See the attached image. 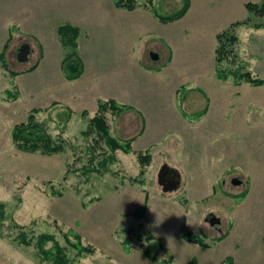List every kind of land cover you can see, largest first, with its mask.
<instances>
[{"label":"rangeland","instance_id":"rangeland-1","mask_svg":"<svg viewBox=\"0 0 264 264\" xmlns=\"http://www.w3.org/2000/svg\"><path fill=\"white\" fill-rule=\"evenodd\" d=\"M247 2L262 0H190L182 18L156 20L154 29L149 25L134 38L133 54L122 57L108 52L110 38L104 34L99 38L103 54L87 63L86 76L81 79L83 72L74 80L66 78L63 60H39L43 45L31 35L0 28V264H54L38 249L43 233L54 235L73 264H264V84L237 83L233 75L220 79L215 62L216 34L249 19L235 28L236 64L264 79V17L251 12ZM153 3L168 15L184 0ZM23 43H30L32 52L21 61ZM153 51L158 59L151 57ZM170 53L169 70L139 69L140 61L160 67ZM109 98L131 106L120 115L108 112L107 118L114 136L124 141L136 136L132 150L118 149L109 169L85 174L93 152L97 165L108 146L99 147L93 133L82 131L98 101ZM31 115L64 145L63 151L17 145L15 126ZM138 151L152 155L143 173ZM164 163L180 171L179 189L164 191L159 184ZM235 177L242 182L233 183ZM139 207H145L142 217L133 214ZM209 214L221 223L211 224ZM184 224L210 245L183 239ZM130 228L142 236H134L129 248L123 241ZM21 232L30 243L22 241ZM75 232L83 244L95 247L94 253L79 252ZM149 235L151 240L144 239ZM53 246L52 239L45 244Z\"/></svg>","mask_w":264,"mask_h":264},{"label":"trees","instance_id":"trees-1","mask_svg":"<svg viewBox=\"0 0 264 264\" xmlns=\"http://www.w3.org/2000/svg\"><path fill=\"white\" fill-rule=\"evenodd\" d=\"M190 0H184L183 7L174 12L173 14H163L160 13L153 5V0H148L147 2H140V0H115V3L118 7L125 9L133 10L137 7L150 8L156 17L164 23H168L174 20L180 19L187 12L189 8ZM246 7L258 16L264 17V0L261 3L247 2ZM250 20H243L233 22L230 27L224 29L216 34V48H215V62H216V75L218 78L226 80L230 75H233L236 78V82L240 83L242 81H248L252 85L260 86L264 84V79L259 77H254L250 71L244 70V65L236 64L238 61V55L236 53L235 46L239 42V37L235 31V28L242 23H249ZM261 26V25H258ZM81 30L79 27L70 24L64 23L61 24L58 28V34L61 41V44L66 49L71 48V51H66L63 58V70L66 75V78L74 80L79 78L84 72L83 60L78 51V38L80 36ZM8 46V42L5 47ZM4 47V48H5ZM235 63L236 67L228 68L226 64ZM37 65V64H36ZM130 109L131 106L126 104H120L114 98L109 99H100L98 101V110L93 117L89 120V125L86 130L82 131L83 135L89 136L94 134L95 143L101 147L104 142L108 149H104L101 153H105L99 163L95 165L93 162L97 158L96 152H93L90 161V166H85V174L93 171L101 172V168L109 169L110 163L116 159V151L121 149L125 152H130L132 150V142L136 136L126 139L125 141L122 138L116 137L111 132V126L108 122L107 113L110 112L115 115H120L125 109ZM207 110V107L204 108V111ZM199 113L197 118L200 117ZM142 132V131H140ZM14 140L17 145L28 151H41L43 153H56L64 150V145L58 143L54 140L50 132H48L46 126L39 122L35 115H31L30 119L27 122H21L15 126L13 132ZM138 160L141 166V173L145 171V168L152 160V155L149 151L143 153L142 151L137 152ZM99 166V167H97ZM246 194V192H244ZM133 214L138 217H142L145 214V207L137 208ZM4 219V210L3 205H0V225ZM134 229L130 228L127 230V235L123 243L126 247L130 248L134 236H142L140 233L134 235ZM26 233L21 232L22 241L25 243H30L25 237ZM227 235V233L225 234ZM225 235H221L219 239H222ZM77 238L76 248L82 254H90L95 252V247L91 244H83L82 236L79 233L75 232ZM153 235H149L144 238L146 240H151ZM182 238L193 243L200 244L201 246H209L210 244L205 240V237L199 236L194 233L186 224L182 226ZM54 240V246L50 249L45 247V244L48 240ZM38 249L45 258L53 259L54 264H73L68 258L66 249L60 245V243L55 239L54 235L43 233L40 235L37 243ZM144 253L153 261L156 260V257L152 255L150 249H144ZM166 264H169V261H164Z\"/></svg>","mask_w":264,"mask_h":264},{"label":"crops","instance_id":"crops-1","mask_svg":"<svg viewBox=\"0 0 264 264\" xmlns=\"http://www.w3.org/2000/svg\"><path fill=\"white\" fill-rule=\"evenodd\" d=\"M134 14H136L135 23ZM156 20L159 19L150 8L137 7L128 10L118 7L115 0H0V28L17 29L24 31L26 36L31 35L35 43L43 45V50L38 56L42 62L63 60L65 52L58 34L61 24L70 23L79 27L81 33L78 38V51L85 64L81 79L89 70L91 71L87 63L97 60L98 55L103 54L104 45L99 38L101 39L104 34L110 38L109 53L119 54L122 57V54L128 51L130 55L133 54L131 46L134 38L142 37V33L149 30V25L154 29ZM30 31L34 33L27 35ZM172 63L173 56L170 53L168 61L160 67L142 65L140 61L143 67L139 64V69L155 74L169 70ZM175 96H178V89H175ZM137 108L144 113V108ZM145 134L146 128L140 138ZM147 148L148 146H144L140 149Z\"/></svg>","mask_w":264,"mask_h":264},{"label":"water","instance_id":"water-1","mask_svg":"<svg viewBox=\"0 0 264 264\" xmlns=\"http://www.w3.org/2000/svg\"><path fill=\"white\" fill-rule=\"evenodd\" d=\"M30 52V44L23 43L18 53L19 60H27ZM151 57L153 59H158L159 55L157 52L153 51L151 52ZM158 182L160 185H162L164 191H173L181 187L182 175L178 169L167 163H164L159 169ZM241 182L242 181L236 177L233 179V183L240 184ZM207 220L213 225L221 222V220L217 218L214 214H210V216L207 217Z\"/></svg>","mask_w":264,"mask_h":264},{"label":"clouds","instance_id":"clouds-1","mask_svg":"<svg viewBox=\"0 0 264 264\" xmlns=\"http://www.w3.org/2000/svg\"><path fill=\"white\" fill-rule=\"evenodd\" d=\"M11 23V22H10ZM209 227H211L210 225H208V226H206V228H209Z\"/></svg>","mask_w":264,"mask_h":264},{"label":"flooded vegetation","instance_id":"flooded-vegetation-1","mask_svg":"<svg viewBox=\"0 0 264 264\" xmlns=\"http://www.w3.org/2000/svg\"><path fill=\"white\" fill-rule=\"evenodd\" d=\"M209 216H210V214H209ZM210 218V217H209Z\"/></svg>","mask_w":264,"mask_h":264}]
</instances>
